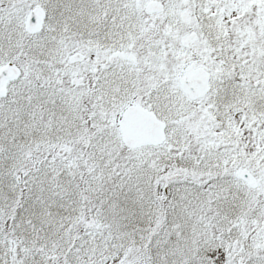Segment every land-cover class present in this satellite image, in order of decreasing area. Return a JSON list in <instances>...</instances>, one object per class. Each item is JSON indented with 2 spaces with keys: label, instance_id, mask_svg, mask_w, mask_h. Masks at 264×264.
I'll use <instances>...</instances> for the list:
<instances>
[{
  "label": "snow or ice",
  "instance_id": "snow-or-ice-1",
  "mask_svg": "<svg viewBox=\"0 0 264 264\" xmlns=\"http://www.w3.org/2000/svg\"><path fill=\"white\" fill-rule=\"evenodd\" d=\"M0 264H264V0H0Z\"/></svg>",
  "mask_w": 264,
  "mask_h": 264
}]
</instances>
